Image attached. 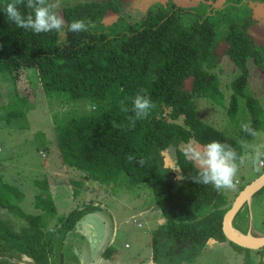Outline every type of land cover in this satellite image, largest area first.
<instances>
[{
  "label": "trees",
  "instance_id": "16d2710c",
  "mask_svg": "<svg viewBox=\"0 0 264 264\" xmlns=\"http://www.w3.org/2000/svg\"><path fill=\"white\" fill-rule=\"evenodd\" d=\"M220 1V7L215 6ZM228 1L201 0L197 6L202 2L210 6L208 13L201 14L196 7L167 0L121 27L124 16L109 26L104 24L109 10L120 12L119 1H83L59 11L67 23L82 19L93 27L88 32H68L65 37L55 32L33 34L17 28L0 13V82H14L25 68L34 66L47 97L64 91L71 99L109 101L101 113L74 116L56 125L60 156L63 164L83 171L81 179H71L73 197L79 195L82 179L112 184L121 177L152 189L163 215L152 233L154 262L160 263L163 254L191 262L211 239L228 240L222 227L232 204H227L223 190L217 192L211 185L192 181L197 168L179 145L192 140L202 145L213 140L226 143L237 152V165L242 162L244 147L236 137L203 119L197 99L214 100L236 118L239 97H245L251 128L256 135L264 128V106L259 97L247 92L250 61L258 70L264 69V44L251 34L255 23L251 17L230 21L224 35L218 37L217 16L244 0ZM7 2L0 0V7ZM223 53L240 70L231 82L228 105L222 97L220 74L214 71ZM141 89L153 108L146 119L131 127L128 117L133 113L122 111V107L131 108V98ZM22 114L12 112L8 118ZM240 133L248 139L256 136L241 129ZM130 155L135 157L132 162ZM174 156L180 174L171 171ZM141 158L143 165L137 163ZM36 185L37 212L33 213L20 205L23 191L13 184H0V207L22 218L17 227L10 218L0 217V264H63L67 234L88 211L98 208L89 203L59 214L49 180H37ZM246 205L233 219V226L245 234L251 224L243 220ZM240 248L246 250L247 257L264 264L262 247Z\"/></svg>",
  "mask_w": 264,
  "mask_h": 264
},
{
  "label": "rangeland",
  "instance_id": "374dc122",
  "mask_svg": "<svg viewBox=\"0 0 264 264\" xmlns=\"http://www.w3.org/2000/svg\"><path fill=\"white\" fill-rule=\"evenodd\" d=\"M89 1V0H83ZM110 1V0H96ZM121 4L120 12L109 10L105 15V26L124 16L121 25L134 22L153 8L156 3L167 0H112ZM182 6L196 7L201 14L209 12V5L201 0H173ZM229 0L228 2H238ZM81 0H61V10L67 5H74ZM220 7L219 4L214 3ZM255 20L251 34L259 44H264V1L244 0L239 6L232 5L225 14L218 15L216 25L218 37H222L230 21ZM223 51V48L221 49ZM248 94L260 98L264 106V69L258 70L250 61ZM223 69L220 71L219 69ZM214 71L220 75L222 97L229 103L233 92L231 82L240 73L227 53H223L220 64ZM0 82V184L6 182L17 186L24 193L20 202L27 212H37L34 201L38 192L37 180L47 178L56 196L59 214L69 212L75 207L95 204V210L88 211L78 222L77 227L67 234L63 246V264H259L255 258L247 257L246 250H241L230 240L211 239L208 245L191 262H180L179 257L161 255L160 263L153 261L152 233L163 221L160 207L155 201L152 189L146 184H136L120 177L118 183H100L92 179H82L83 185L77 197H73L72 178H82L83 171L63 164L60 156L56 125L74 116L101 113L109 105L107 100L90 98L71 99L64 91H58L53 97H47L39 81L37 70L28 66L20 78L14 82ZM13 88L14 90H11ZM199 112L205 121L236 137L244 147V156L238 165L235 177L236 187L223 190L227 204L231 205L240 188L247 185L263 172L257 171L249 157L254 148L264 145V128L253 139L241 135L242 123H250L252 116L246 105L245 97L240 96L239 113L233 118L225 106L214 100L199 98ZM12 112L23 113L10 117ZM202 147L195 140L182 143ZM172 158L168 159L170 162ZM171 171L179 173L175 163ZM167 173H171L168 171ZM122 173L121 176H124ZM122 179V181H121ZM238 181V183L236 182ZM13 202L17 198L11 197ZM243 220L253 225L254 233L264 234V190L256 193L243 208ZM0 217L10 218L19 227L22 218L16 213L0 207ZM244 225V224H243ZM111 250L108 252V250ZM252 253L254 251H251ZM264 253V247H262ZM245 254V255H244ZM258 256V255H257ZM175 259V261L173 260ZM264 261V257L261 259ZM260 260V261H261ZM180 262V263H179Z\"/></svg>",
  "mask_w": 264,
  "mask_h": 264
},
{
  "label": "clouds",
  "instance_id": "9594fccd",
  "mask_svg": "<svg viewBox=\"0 0 264 264\" xmlns=\"http://www.w3.org/2000/svg\"><path fill=\"white\" fill-rule=\"evenodd\" d=\"M60 7L61 0H9L0 7V13L17 28L30 30L33 34L55 32L65 37L68 32H88L90 27H93L82 19L67 23L59 11ZM21 8L24 11H21ZM152 108L151 99L141 89L131 98V108L123 106L122 111L133 113L128 120L130 126L135 127L136 121L146 119ZM241 130L256 135L249 123H242ZM242 146L248 147L246 144ZM184 156L197 168V174L191 177L194 183L211 185L217 192L233 190L236 187L234 181L238 171V154L230 145L215 140L199 148L188 145L184 150ZM134 159L135 157L131 155L128 157L129 162ZM249 159L257 171L264 167V145L254 148ZM137 163L143 165L145 161L141 158Z\"/></svg>",
  "mask_w": 264,
  "mask_h": 264
},
{
  "label": "water",
  "instance_id": "95a60500",
  "mask_svg": "<svg viewBox=\"0 0 264 264\" xmlns=\"http://www.w3.org/2000/svg\"><path fill=\"white\" fill-rule=\"evenodd\" d=\"M264 187V170L263 172L248 183L237 195L231 207L227 210L223 218V232L228 240L249 249H259L264 247V235L256 236L248 233H242L240 230L233 226V219L239 210L248 203L249 200ZM234 229H237L246 238H240L234 233Z\"/></svg>",
  "mask_w": 264,
  "mask_h": 264
},
{
  "label": "crops",
  "instance_id": "0c3cea01",
  "mask_svg": "<svg viewBox=\"0 0 264 264\" xmlns=\"http://www.w3.org/2000/svg\"><path fill=\"white\" fill-rule=\"evenodd\" d=\"M240 192V191H239ZM236 197H237V195H236ZM235 197V198H236ZM247 216V215H246ZM246 224V223H245ZM244 224V227H246V225ZM249 232L252 234V233H254V230H253V225L251 226V224L249 225ZM257 234V236H263L264 234H258V233H256Z\"/></svg>",
  "mask_w": 264,
  "mask_h": 264
},
{
  "label": "bare ground",
  "instance_id": "6f19581e",
  "mask_svg": "<svg viewBox=\"0 0 264 264\" xmlns=\"http://www.w3.org/2000/svg\"><path fill=\"white\" fill-rule=\"evenodd\" d=\"M234 233L236 234V236H238L240 238H246V236H244L240 232H238L237 229H234Z\"/></svg>",
  "mask_w": 264,
  "mask_h": 264
}]
</instances>
